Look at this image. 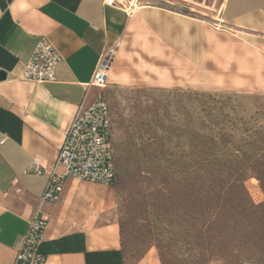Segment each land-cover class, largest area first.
<instances>
[{
    "label": "crops",
    "instance_id": "1",
    "mask_svg": "<svg viewBox=\"0 0 264 264\" xmlns=\"http://www.w3.org/2000/svg\"><path fill=\"white\" fill-rule=\"evenodd\" d=\"M214 19L225 26L156 3L129 17L105 0H0V264H16L36 212L48 218L38 248L44 264H127L111 217L114 185L68 178L62 198L38 210L49 176L27 169L51 166L77 107L102 93L90 82L107 50L116 55L110 83L186 86L193 71L199 80L213 72L224 85L264 88V0H224ZM44 35L62 55L56 80L30 81L26 64ZM138 55L151 56L148 66ZM134 264L162 263L150 251Z\"/></svg>",
    "mask_w": 264,
    "mask_h": 264
},
{
    "label": "rangeland",
    "instance_id": "2",
    "mask_svg": "<svg viewBox=\"0 0 264 264\" xmlns=\"http://www.w3.org/2000/svg\"><path fill=\"white\" fill-rule=\"evenodd\" d=\"M166 1L218 17L224 0ZM115 56L113 52V59ZM137 58L144 66L151 60L148 55ZM130 65L142 71L135 62ZM210 74L199 80L192 71L191 84L186 86H162L140 79L109 82L102 91L111 110L117 156V204L111 217L122 227L127 264L136 263L150 251L162 264H230V259L232 264H264L260 259L264 252L249 247L239 248L240 252L238 247L232 248L236 252L227 259L211 256L205 250L207 245L194 236L188 220L184 177L191 165L187 155L190 112L201 116L204 107L226 104L223 116L228 114L225 117L240 127L233 135L236 144H242L247 128L262 131L264 137V88L224 85ZM158 150L168 153L161 162ZM161 169H165L168 183L159 197L156 186ZM245 186L254 204L264 203V190L255 173L249 172Z\"/></svg>",
    "mask_w": 264,
    "mask_h": 264
},
{
    "label": "trees",
    "instance_id": "3",
    "mask_svg": "<svg viewBox=\"0 0 264 264\" xmlns=\"http://www.w3.org/2000/svg\"><path fill=\"white\" fill-rule=\"evenodd\" d=\"M225 107H204L201 116L190 112L187 155L191 165L185 171L184 190L194 236L207 245L211 256L227 259L236 252L234 247L239 252L245 247L264 252V203L254 204L245 186L249 172L255 173L264 190V137L262 131L247 128L242 144H236L233 135L240 127L228 114L223 116ZM157 152L159 162L168 155L164 150ZM166 176L161 169L156 186L159 197L166 190ZM120 235L127 263L121 225ZM260 259L264 262V257Z\"/></svg>",
    "mask_w": 264,
    "mask_h": 264
},
{
    "label": "built area",
    "instance_id": "4",
    "mask_svg": "<svg viewBox=\"0 0 264 264\" xmlns=\"http://www.w3.org/2000/svg\"><path fill=\"white\" fill-rule=\"evenodd\" d=\"M150 0H105V4L119 7L132 16ZM217 28L225 25L214 24ZM62 60L59 50L48 36L39 40L24 76L35 82L56 80V68ZM113 50L104 52L95 68L91 85L104 88L109 82ZM27 172L47 173L49 178L40 197L38 210L47 202L62 198L68 178L114 185L117 179V156L113 141V122L108 102L101 94L91 103L80 104L65 131L57 159L50 167L33 162ZM48 218L37 212L29 219L28 229L19 247L16 264H44L46 257L38 251L47 228Z\"/></svg>",
    "mask_w": 264,
    "mask_h": 264
},
{
    "label": "bare ground",
    "instance_id": "5",
    "mask_svg": "<svg viewBox=\"0 0 264 264\" xmlns=\"http://www.w3.org/2000/svg\"><path fill=\"white\" fill-rule=\"evenodd\" d=\"M150 3H156V4H159V5H163V6H166V7H170V8H174V9H178V10H184L186 11L187 13L191 14V15H194V16H198V17H201L205 20H208L212 23H216V20L214 19L215 17H209V16H206V15H201L199 13H196L192 10H187V9H183L181 7H178V6H175L173 3L169 2V1H166V0H150ZM176 3V2H175ZM149 6V5H148Z\"/></svg>",
    "mask_w": 264,
    "mask_h": 264
},
{
    "label": "water",
    "instance_id": "6",
    "mask_svg": "<svg viewBox=\"0 0 264 264\" xmlns=\"http://www.w3.org/2000/svg\"><path fill=\"white\" fill-rule=\"evenodd\" d=\"M7 72L3 69H0V81L6 79Z\"/></svg>",
    "mask_w": 264,
    "mask_h": 264
}]
</instances>
